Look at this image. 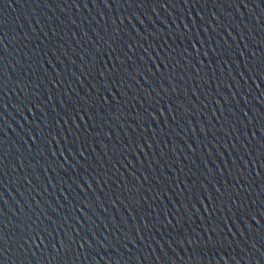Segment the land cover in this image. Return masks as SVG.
<instances>
[{
	"label": "water",
	"instance_id": "1",
	"mask_svg": "<svg viewBox=\"0 0 264 264\" xmlns=\"http://www.w3.org/2000/svg\"><path fill=\"white\" fill-rule=\"evenodd\" d=\"M0 236V264H264V0H0Z\"/></svg>",
	"mask_w": 264,
	"mask_h": 264
},
{
	"label": "snow or ice",
	"instance_id": "2",
	"mask_svg": "<svg viewBox=\"0 0 264 264\" xmlns=\"http://www.w3.org/2000/svg\"><path fill=\"white\" fill-rule=\"evenodd\" d=\"M247 6V5H246ZM102 76H105L106 74L105 73H101ZM105 102H107V98H105ZM255 218V217H253ZM259 223V221H257ZM0 239H2V236H0ZM83 247V245H81Z\"/></svg>",
	"mask_w": 264,
	"mask_h": 264
}]
</instances>
